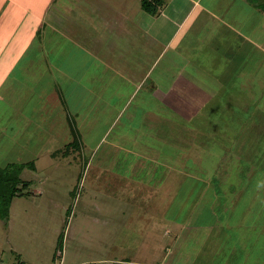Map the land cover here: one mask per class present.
Returning <instances> with one entry per match:
<instances>
[{
  "label": "rangeland",
  "instance_id": "374dc122",
  "mask_svg": "<svg viewBox=\"0 0 264 264\" xmlns=\"http://www.w3.org/2000/svg\"><path fill=\"white\" fill-rule=\"evenodd\" d=\"M142 1L55 0L42 32L47 29L52 39L64 28L66 49L74 42L84 51L139 49L146 40L130 37L127 43L123 32L115 35L120 25L113 24L126 14L146 25ZM221 2L220 19L210 28L219 34L212 40L201 36L192 47L193 63L201 69L197 75L215 92L191 121L200 129L192 153L209 169L177 158L168 166L113 145L100 133L114 122L119 106L100 101L92 121L99 127L91 128L89 120L80 127L86 150L60 152L53 159L47 149L54 144H48L38 169L21 173L32 181L33 193L14 197L8 213L0 204V264H264V0ZM224 19L241 35L227 36ZM187 32L196 37L190 26ZM72 33L74 41L68 38ZM161 107L168 120L177 119L172 108ZM165 127L156 143L160 139L162 149L171 150L163 143L172 133ZM5 133L0 150L16 139ZM175 139L178 143L174 136L169 141ZM38 154L30 147L9 156L24 162ZM4 161L0 158V166ZM179 163L182 169L175 166ZM204 176L212 178L206 186L196 178Z\"/></svg>",
  "mask_w": 264,
  "mask_h": 264
},
{
  "label": "crops",
  "instance_id": "0c3cea01",
  "mask_svg": "<svg viewBox=\"0 0 264 264\" xmlns=\"http://www.w3.org/2000/svg\"><path fill=\"white\" fill-rule=\"evenodd\" d=\"M54 1L0 0V138L6 137L5 132L8 139L16 138L12 145L0 150V158L6 160L2 166L21 160L20 156L12 159L10 152L23 154L35 147L39 154L33 161L38 169L39 155L50 143L54 145L47 153L53 159L60 152L82 154L88 145L80 127L88 120L89 126L95 127L92 121L97 120L98 103L115 100L114 105L109 101L113 107L119 106L112 116L114 122L104 126L102 138L107 135L113 145L150 159H162L168 166L173 165L172 158H177L200 162L197 165L202 171L209 169L201 157L192 153L200 129L193 127L191 121L209 106L215 92L211 84L204 85L203 76L197 75L201 69L193 63L192 47L201 36L212 40L219 34L210 28L219 18L216 6L221 0H162L156 13L142 5L149 18L146 25L126 14L113 25H120L115 28V35L123 32L120 36L127 43L133 37L137 42L146 40L145 44L132 51L111 48L99 52L96 48L84 51L76 42L66 49L64 28L56 29L58 35L51 37L53 40L47 29L45 34L42 32ZM224 21L227 36L241 35L232 20ZM189 26L196 33L195 38L187 32ZM68 38L74 41L76 37L72 33ZM213 45L216 47L215 42ZM156 99L159 107H155ZM162 103L176 112L175 121L162 115ZM109 110L108 107L101 112ZM8 120L12 126H7ZM164 125L172 132L169 139L174 136L179 141L163 142L173 146L171 150L162 149L160 139L156 143L157 132L164 131ZM13 130L17 135H12ZM183 165L175 166L182 169ZM196 178L204 186L212 179Z\"/></svg>",
  "mask_w": 264,
  "mask_h": 264
},
{
  "label": "trees",
  "instance_id": "16d2710c",
  "mask_svg": "<svg viewBox=\"0 0 264 264\" xmlns=\"http://www.w3.org/2000/svg\"><path fill=\"white\" fill-rule=\"evenodd\" d=\"M161 4L162 0L142 1L144 9L152 13H156ZM26 167L35 169V162H10L5 166H0V204H2L4 213L9 212L14 197L33 193L30 189L32 181L21 177V173Z\"/></svg>",
  "mask_w": 264,
  "mask_h": 264
}]
</instances>
